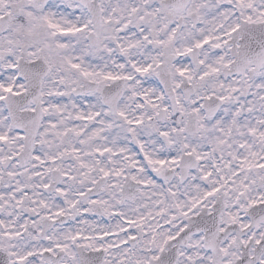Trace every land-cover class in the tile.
I'll return each instance as SVG.
<instances>
[{
  "label": "snow or ice",
  "instance_id": "obj_1",
  "mask_svg": "<svg viewBox=\"0 0 264 264\" xmlns=\"http://www.w3.org/2000/svg\"><path fill=\"white\" fill-rule=\"evenodd\" d=\"M0 264H264V0H0Z\"/></svg>",
  "mask_w": 264,
  "mask_h": 264
}]
</instances>
